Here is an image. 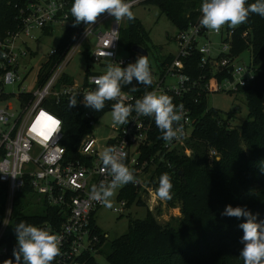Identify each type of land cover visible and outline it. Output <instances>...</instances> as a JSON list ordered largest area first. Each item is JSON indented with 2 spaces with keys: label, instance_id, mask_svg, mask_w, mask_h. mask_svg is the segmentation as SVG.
<instances>
[{
  "label": "built area",
  "instance_id": "built-area-1",
  "mask_svg": "<svg viewBox=\"0 0 264 264\" xmlns=\"http://www.w3.org/2000/svg\"><path fill=\"white\" fill-rule=\"evenodd\" d=\"M126 2L132 7L141 0ZM202 2L200 0L194 9V20L177 29L176 52L167 54L155 67H150L153 84L145 87L133 80L136 91L121 88V101L125 105H134L137 99L151 91L172 97L177 106L183 105L181 123L184 135L172 142L163 140L164 153H180L191 142L194 125L187 95L192 93L191 101L195 104L208 93L238 92L254 78L255 66L250 54L247 63L236 64L234 59L238 54L230 53L234 28L224 27L215 32L200 26ZM69 4L70 0H25L22 4H14L15 26L0 33V191L3 189L5 196L0 219V258L6 259L5 264L9 260L15 264L13 249L17 247V240L16 236L13 237L10 223L14 201L21 193L26 197L34 194L37 202L56 210V215L49 220L32 224L60 237V254L52 264H98L94 258L99 242L94 215L102 205L90 199L89 194L94 185L108 183L111 179L102 170L100 145L95 136L96 120L104 112L99 115L100 111L86 108L83 103L75 106L84 108L81 118L89 125L90 131L75 151H69L62 142V118L47 106L69 101L73 94L82 101L83 94L96 87L89 82V77L103 75L110 62L113 66L127 67L129 63H135V59L129 53L119 54L122 21L116 24L114 17L105 13L93 25L81 23L74 27L76 31L63 49L58 47V41L36 68V88L22 87L21 82L31 69L27 70L29 62L35 56L28 47V41L39 39L38 32L51 33L60 27L62 36L64 29L73 27L74 18ZM109 18V24L103 27L102 22ZM248 35V29L240 33L246 46H249ZM106 52L112 55L107 57ZM77 53L86 60L80 80L70 78L64 72ZM194 54L198 55L195 75L189 74L185 65ZM93 65L96 69L92 68ZM5 78L8 83H5ZM15 83L18 91L7 89ZM115 102L106 101L103 110L112 109ZM262 107L264 109V98ZM152 119L150 116H138L133 111L128 118L129 123L114 127L116 132L103 146L104 149L114 146L123 153L124 163L134 175L154 164L153 157L143 158V146L149 143ZM54 120L59 122L55 126L52 124ZM208 152L210 156L214 155L212 149ZM181 153L189 156L188 150ZM133 185L139 187L137 183ZM119 201L120 207L116 210L122 212L126 201Z\"/></svg>",
  "mask_w": 264,
  "mask_h": 264
},
{
  "label": "trees",
  "instance_id": "trees-1",
  "mask_svg": "<svg viewBox=\"0 0 264 264\" xmlns=\"http://www.w3.org/2000/svg\"><path fill=\"white\" fill-rule=\"evenodd\" d=\"M24 1L0 0V33L14 28L16 9L13 5ZM147 1L155 2L179 29L194 20V9L200 0ZM73 2L70 0V9ZM254 2L248 0L249 4ZM244 29L249 30V46L240 37ZM139 30L141 26L134 19L120 31V34L128 37L126 47L132 56L135 53L131 50L133 45L146 47ZM75 31L74 27L64 29L59 40L60 49L69 44ZM247 48L255 70L249 85L238 89L246 106L245 117L238 126L231 125L230 112L222 113L207 107L204 95L194 104L190 93L186 98L194 127L189 143L193 154L189 157L181 152L162 151L161 132L152 119L149 143L143 146V158H154L156 182L159 183L162 174L169 175L173 188L172 198L168 201L179 207L181 219L176 225L162 223L149 210H146L143 218L131 219L127 231L108 242L105 258L109 264H244L239 255L243 248L240 242L243 230L239 225L245 222V218L223 216L221 213L227 205L246 207L256 216L257 222L264 221V18L257 14H250L247 22L235 27L231 35V54L237 55ZM197 57L194 54L185 62L189 74L197 73ZM122 86L132 91V85ZM47 107L62 118V142L69 151H75L90 131L89 125L81 118L84 108L77 106L69 109L66 100ZM210 149L214 151L211 157L208 156ZM137 193L133 183H128L120 188L117 198L124 199L126 205L133 201L142 205ZM0 196L4 197L5 202L3 189ZM55 215V209L45 206L37 213H13L10 223L13 237L16 236L15 225L20 221L35 224ZM95 233L99 235L98 243L106 241L107 234L98 226H95ZM5 263L6 259L0 258V264Z\"/></svg>",
  "mask_w": 264,
  "mask_h": 264
},
{
  "label": "clouds",
  "instance_id": "clouds-1",
  "mask_svg": "<svg viewBox=\"0 0 264 264\" xmlns=\"http://www.w3.org/2000/svg\"><path fill=\"white\" fill-rule=\"evenodd\" d=\"M200 11V26L209 31L219 32L225 25L235 28L246 23L250 14H257L264 18V0H255L249 4L248 0H203ZM74 18L73 27L84 23L93 25L98 17L107 13L114 17L116 24L127 19L132 21L135 15L131 10V4L126 0H74L70 9ZM110 57L112 54L106 52ZM150 87L153 84V76L147 55H138L135 63H129L127 67L113 66L110 62L103 75L89 77V82L95 84V89L83 94V100H77V94L70 96L69 109L78 103H83L86 108L102 111L106 101H116L112 105L111 118L114 124H128V118L134 111L138 116H150L155 120L157 128L161 132V139L165 142L181 139L184 135L181 123L184 110L183 105H175L172 97L166 94H157L155 91L147 92L141 99H137L134 105H125L121 101L122 85H132V91H136V85ZM5 83H8L5 78ZM55 126L58 121H53ZM99 159L102 170L110 177L108 183L101 182L94 185L89 198L101 205L112 208V198L116 190L128 183H137L133 171L124 163L125 156L116 147H106ZM264 170V169H262ZM173 185L167 173L159 177L156 194L161 200L172 198ZM223 216L245 218V222L239 227L243 230L240 257L244 264H264V221L257 222L256 216L246 207H232L227 205ZM258 215V214H257ZM17 247L13 249L15 264H52L55 257L60 254V237L49 231L38 228L25 221L15 225ZM7 264H13L11 260Z\"/></svg>",
  "mask_w": 264,
  "mask_h": 264
},
{
  "label": "rangeland",
  "instance_id": "rangeland-1",
  "mask_svg": "<svg viewBox=\"0 0 264 264\" xmlns=\"http://www.w3.org/2000/svg\"><path fill=\"white\" fill-rule=\"evenodd\" d=\"M135 15V19L139 22L141 30H139L140 37L144 41L147 50V58L150 63V67H155L156 64L162 60L167 54L176 52V40L177 27L170 21V19L163 13L159 6L155 2L141 0L140 3L135 4L131 7ZM110 18L102 22L103 27L109 24ZM129 20H122V27L128 26ZM239 26V25H238ZM236 26V27H238ZM229 27L228 25L223 26ZM62 33V28L58 27L53 29L51 33L49 32H38L37 34L41 37L37 40H29L28 47L34 53V57L31 62H29L28 76L21 82V86L26 89H35L36 84L34 83L36 68L39 62L43 60L49 50L58 44L59 38ZM126 34L119 35V49L120 55L128 54V49L126 47L128 37ZM215 37H213V40ZM138 53H134L133 57L137 59ZM249 58L248 49H244L240 52L234 59L236 64H245ZM86 67V60L80 54H76L70 64L65 68V74L68 77L80 79L82 71ZM92 68L96 69L93 65ZM98 68V67H97ZM8 90L18 91L17 84H13L7 87ZM20 89V87H19ZM205 105L207 107L215 108L222 113H231V125L238 126L239 123L244 119L246 114V106L244 97L239 92H212L208 93L205 97ZM111 111H105L97 120L95 125V136L98 138L100 145V151L104 150V144L109 136H112L116 129L114 127H119L120 125L114 124L111 118ZM221 114V113H220ZM188 150L189 157H192L191 144H187L186 147L181 149V152L185 153ZM208 156H210L208 152ZM155 164L149 168L142 169L139 173L135 174L137 178V195L141 199L142 205H138L136 201H133L130 205L123 206L122 212H118L116 208L120 207V201L117 198V194L120 190H116L115 196L112 198L113 207L107 208L101 206L98 208L94 215L95 224L107 234V239L105 242L96 244V254L94 255L95 260L98 264H109L105 258V253L108 250V242L127 231L128 223L134 218H143L146 214V210H149L153 216L159 222H171L172 224H177L181 219V213L178 206L170 204L168 200H161L156 194V189L158 187V182L156 176L154 175ZM4 202V197L0 196V214L2 212V204ZM43 205L37 202L36 196L34 194H29L27 197L24 195H18L16 198V204L14 205L13 213L17 215H26L31 213L40 212ZM12 230V229H11Z\"/></svg>",
  "mask_w": 264,
  "mask_h": 264
},
{
  "label": "water",
  "instance_id": "water-1",
  "mask_svg": "<svg viewBox=\"0 0 264 264\" xmlns=\"http://www.w3.org/2000/svg\"><path fill=\"white\" fill-rule=\"evenodd\" d=\"M131 50L135 53H138L139 55H147V50L141 45H133ZM262 97L264 98V94Z\"/></svg>",
  "mask_w": 264,
  "mask_h": 264
},
{
  "label": "crops",
  "instance_id": "crops-1",
  "mask_svg": "<svg viewBox=\"0 0 264 264\" xmlns=\"http://www.w3.org/2000/svg\"><path fill=\"white\" fill-rule=\"evenodd\" d=\"M142 46V45H141ZM144 47V46H143ZM84 71V70H83ZM83 71H82V73H81V75H80V78H81V76H82V74H83ZM76 79V78H75ZM80 80V79H79Z\"/></svg>",
  "mask_w": 264,
  "mask_h": 264
},
{
  "label": "snow or ice",
  "instance_id": "snow-or-ice-1",
  "mask_svg": "<svg viewBox=\"0 0 264 264\" xmlns=\"http://www.w3.org/2000/svg\"><path fill=\"white\" fill-rule=\"evenodd\" d=\"M52 124H54V122L52 121Z\"/></svg>",
  "mask_w": 264,
  "mask_h": 264
}]
</instances>
